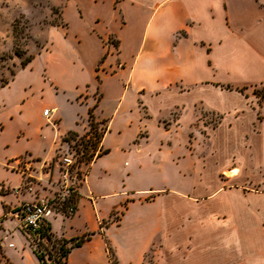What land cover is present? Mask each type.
Masks as SVG:
<instances>
[{"label":"crops","instance_id":"obj_1","mask_svg":"<svg viewBox=\"0 0 264 264\" xmlns=\"http://www.w3.org/2000/svg\"><path fill=\"white\" fill-rule=\"evenodd\" d=\"M86 2L97 10L87 11ZM62 17L65 26H51L49 44L19 72L40 60L56 93L70 94L46 118L45 106L32 110L23 93L16 112L37 126L35 143L0 155V190H7L0 226L20 241H0L8 262L15 264L10 248L20 261L39 264L2 209L25 198L14 195L22 174L11 165L23 155L52 162L68 132L85 131L94 107L105 153L87 165L73 215L47 221L58 239H84L64 264H111L109 251L115 264H264V111L257 115L237 91L264 87V0H67ZM197 102L224 116L220 130L244 139L229 186L208 185L201 161L189 154L186 123ZM177 108L183 113L165 126ZM61 110L69 113L66 124ZM3 138L0 147L12 146Z\"/></svg>","mask_w":264,"mask_h":264},{"label":"rangeland","instance_id":"obj_2","mask_svg":"<svg viewBox=\"0 0 264 264\" xmlns=\"http://www.w3.org/2000/svg\"><path fill=\"white\" fill-rule=\"evenodd\" d=\"M66 2L67 0H0V82L4 79L10 80L11 74L18 73L21 69L22 61L35 56L49 44L48 30L51 26H65L62 9ZM85 8L91 12L97 10V7H93L87 2ZM70 13L69 11L68 14ZM66 18L71 19V15H66ZM108 42L112 43V40L110 39ZM41 62L40 60L37 61L32 70L20 71L7 87H0V134L4 137V140L6 139L12 143V146L5 149L1 146L0 155L35 143L34 134L37 126L27 127L25 120L17 116L16 109L20 105L17 102L20 97L26 94L24 97L29 98V105H31L32 110H36L40 104L45 106L42 116L49 118L51 104L60 99L63 101L66 94H70L68 91L66 94L56 93L46 80L47 77L42 71L43 69L40 72ZM97 69L99 70V67ZM28 84L32 86V91H23V88ZM83 91L85 92L86 89H83ZM237 91L248 100L251 108L261 117V113L264 111V87L258 85L248 86L237 89ZM83 96L84 94H81L78 97L81 102H83ZM92 97L93 101L96 100L99 98L98 93H94ZM109 99L108 96L105 97V106L110 101ZM4 103L6 106H4ZM60 108H62V104ZM45 110L49 111L47 116L43 114ZM183 111L180 108L173 109L169 116L163 119L164 125L171 124V120L177 119ZM60 113L66 117V124L69 121V113L63 110ZM191 114L190 120L186 123L187 135L190 136V138L187 137L186 145L190 150L189 154L202 163L203 181L208 185L213 183L216 187L222 184L229 186L231 182H226V177L229 176L227 171L241 166L243 157L242 142L244 143V139L229 137L226 129L220 130L219 126L224 116L205 108L201 102L196 103ZM94 127V130L99 133L103 125L102 123L94 124ZM48 128H45V126L41 128L43 139L47 135ZM92 132L87 122V127L81 134L75 133L76 136L65 135L63 138L68 140V143L62 140L63 147L58 149L53 161L48 164L41 165L37 163L36 159L23 155L11 165L13 170L22 174V182L18 189L14 190L16 193L14 195H24L25 198L18 204L14 203L12 208L11 206H5V212L8 213L7 217L14 222L15 228L27 235V242H24V244L31 250L35 248L31 241L33 237L21 228L18 207L23 201L32 202L40 197L50 199L54 202L56 208L60 207L58 195L61 192V186H63L61 178L64 171L61 163L63 158H69L72 161L68 170L67 185L69 192L67 197L74 198L77 196V189L82 184L83 177L87 172V163L92 156L95 157L100 151V143H98ZM82 144H85L87 148L85 157L82 154ZM254 172L253 170H246L247 174ZM2 174L3 172L0 171V177ZM44 174H46L45 180L42 176ZM139 183L140 177L133 175V185L139 186ZM2 189L5 191L4 188ZM47 228L49 229V235L54 236L50 228L48 226ZM10 234V230L6 231L4 227L0 226V241H4L5 244L14 243L15 246H18L19 239L14 238L11 241L8 239ZM54 238L56 237L54 236ZM6 250L11 252L15 264H29L26 259L20 261L12 251L13 249L7 248ZM0 264H10L3 254L1 243Z\"/></svg>","mask_w":264,"mask_h":264},{"label":"trees","instance_id":"obj_3","mask_svg":"<svg viewBox=\"0 0 264 264\" xmlns=\"http://www.w3.org/2000/svg\"><path fill=\"white\" fill-rule=\"evenodd\" d=\"M32 58L33 56L28 57L27 59L22 61L20 65L21 68L25 67L32 60ZM14 75L15 73L11 74V79L13 78ZM10 80H6V79L1 80L0 87L2 88L6 86ZM93 108L94 107L88 109L87 122L91 132L93 131L92 134L95 136L98 143H100L101 138L105 132V128L103 127L101 129V132L99 131V133L94 130L95 128L94 124H99V123L95 122L94 120ZM66 135L76 136V134L73 132H68ZM62 140L68 143V140L64 138ZM85 146H86L85 144H82L83 157H85L86 155L87 148ZM103 153H105V151L100 150L99 153L96 154L95 156H100ZM93 158L94 156L91 157V159L87 164H89ZM5 192H7V190L6 191H3V189L0 190V194H5ZM73 202H74V198L68 197L65 201L61 203V209L73 204ZM2 209L5 212L6 207L2 205ZM61 212H64V210H62ZM53 238L54 236L46 235L43 233L38 239L31 240L35 246L32 252L35 258L37 259V261L39 262V264H64L69 251L74 247L80 246L84 240L83 238H79V239H73L71 241H67L64 239H56V238L53 239ZM109 259L111 264H115V260L113 259L112 253H110V251H109Z\"/></svg>","mask_w":264,"mask_h":264},{"label":"built area","instance_id":"obj_4","mask_svg":"<svg viewBox=\"0 0 264 264\" xmlns=\"http://www.w3.org/2000/svg\"><path fill=\"white\" fill-rule=\"evenodd\" d=\"M49 111L45 110L44 115L47 116ZM62 168L64 169L61 174L62 184L61 192L58 195V200L60 201V207L56 208L54 202L45 197H40L32 202H23L18 207V215L20 217L21 228L29 232V235L33 239H38L41 234L49 235V229L47 228L48 218L54 214H64L66 216H71L74 213V204L65 207L64 212H61V203L65 201L68 197V170L72 164L71 159L63 158L61 160ZM12 247V244H9Z\"/></svg>","mask_w":264,"mask_h":264}]
</instances>
